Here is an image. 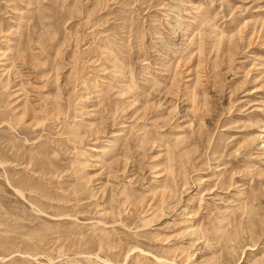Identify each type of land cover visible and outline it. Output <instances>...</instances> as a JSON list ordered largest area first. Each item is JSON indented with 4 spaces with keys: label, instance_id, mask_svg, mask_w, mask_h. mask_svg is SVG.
I'll return each instance as SVG.
<instances>
[{
    "label": "rangeland",
    "instance_id": "rangeland-1",
    "mask_svg": "<svg viewBox=\"0 0 264 264\" xmlns=\"http://www.w3.org/2000/svg\"><path fill=\"white\" fill-rule=\"evenodd\" d=\"M0 264H264V0H0Z\"/></svg>",
    "mask_w": 264,
    "mask_h": 264
}]
</instances>
